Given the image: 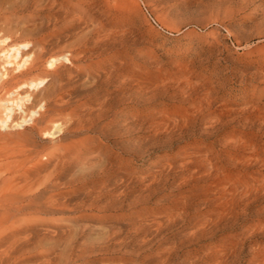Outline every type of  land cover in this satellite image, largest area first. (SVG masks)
<instances>
[{
	"label": "rangeland",
	"instance_id": "1",
	"mask_svg": "<svg viewBox=\"0 0 264 264\" xmlns=\"http://www.w3.org/2000/svg\"><path fill=\"white\" fill-rule=\"evenodd\" d=\"M0 264H264V0H0Z\"/></svg>",
	"mask_w": 264,
	"mask_h": 264
},
{
	"label": "bare ground",
	"instance_id": "2",
	"mask_svg": "<svg viewBox=\"0 0 264 264\" xmlns=\"http://www.w3.org/2000/svg\"><path fill=\"white\" fill-rule=\"evenodd\" d=\"M24 4V3H23ZM25 7H27V5L25 6ZM48 9V8H47ZM40 13V12H39ZM52 21V20H51ZM33 28V27H32ZM40 29V28H39ZM41 29H43L42 27H41ZM40 29V30H41ZM26 30V29H25ZM46 30V29H45ZM30 34H28V35H31L32 37H33V42L34 43H38V45H37V48L39 49V51L35 54V61H33L32 60V64H30V65H28V64H26V65H24V66H26V68L24 67V69L23 70H20L21 72H20V74H19V76L21 75V77H23L24 76V80L22 81V83H26L27 84V82H29L27 85H29L30 84V82H32V81H28L29 79L27 78L28 76H27V74L28 73H30L31 71H35V70H39V65L43 62V61H45V59L47 58V56H48V54H49V45H48V43H49V41H46V40H44V38L42 39V40H37V39H35V37H37V34L39 35V33L40 32H35V31H28ZM21 33H26L25 31L24 32H22L21 31ZM20 33V34H21ZM18 34V33H17ZM19 35V34H18ZM24 35V34H23ZM28 35H26V36H28ZM51 35H53V34H51ZM21 36H22V34H21ZM25 36V35H24ZM42 36V35H41ZM50 36V35H49ZM20 37V36H19ZM23 37V36H22ZM40 37V36H39ZM43 37H44V35H43ZM48 37V36H47ZM15 38H16V36H15ZM14 38V40H16ZM24 38H26V37H24ZM50 38H53V37H50ZM18 41V40H17ZM29 41V40H28ZM35 41H38V42H35ZM24 46L23 47H20V49H22V48H24L27 44H29V43H25L24 42ZM30 44H32V43H30ZM22 46V45H21ZM51 48V47H50ZM27 49V47L24 49V50H26ZM21 51V50H20ZM18 52V51H17ZM22 52H25V51H22ZM50 52H51V50H50ZM18 53H20V52H18ZM17 53V54H18ZM27 57V56H26ZM30 57V56H29ZM31 57H32V55H31ZM30 57V58H31ZM51 57V56H50ZM49 58V57H48ZM32 59V58H31ZM30 63H31V61H30ZM3 64V63H2ZM15 64V63H14ZM23 68V67H22ZM23 75V76H22ZM31 77V76H30ZM15 79V78H14ZM42 79V78H41ZM40 79V80H41ZM45 81V80H44ZM41 82V81H40ZM21 83V84H22ZM38 83V82H37ZM33 85H34V83H32ZM36 84V83H35ZM43 85V84H42ZM31 88V87H30ZM35 88V87H34ZM29 89V88H28ZM36 89V88H35ZM37 90H39L38 88H37ZM30 92V91H29ZM27 93V92H26ZM33 93V92H32ZM208 93V92H207ZM205 94V93H204ZM208 94H210V93H208ZM207 94V95H208ZM26 95V94H25ZM53 95V94H52ZM198 96V95H197ZM29 97V96H28ZM33 97V96H32ZM26 98V97H25ZM207 97H205V99H206ZM209 98V97H208ZM37 99V98H36ZM199 99V98H198ZM203 99V98H202ZM212 99V98H211ZM47 100V99H46ZM45 103V102H44ZM28 104H30V103H28ZM42 104V103H41ZM202 104V103H201ZM45 105H47V104H45ZM25 106H26V104H25ZM23 107V106H22ZM45 107V106H44ZM47 107V106H46ZM22 109V108H21ZM33 109V108H32ZM37 108H35V110H36ZM101 109V108H100ZM45 110V109H44ZM34 111V110H33ZM33 111H32V114H33ZM105 111H107V110H105ZM31 112V111H30ZM34 113H36V112H34ZM44 113V112H43ZM48 113V112H47ZM92 113V112H91ZM104 113L105 112H103V115H104ZM27 114H28V112H27ZM32 114H29V115H32ZM45 114V113H44ZM42 115V114H41ZM74 115H77V114H74ZM90 115V114H89ZM45 116V115H44ZM99 116V115H98ZM46 117V116H45ZM48 117V116H47ZM83 117V116H82ZM90 117V116H89ZM100 117V116H99ZM30 118V117H29ZM35 118V121H38V120H40V119H42V118H44V117H40V114L39 113H37V115L34 117ZM33 118V119H34ZM71 118V117H70ZM77 118V117H76ZM91 118V117H90ZM46 119V118H45ZM94 119V118H93ZM50 119H48V121H49ZM72 120H73V118H72ZM29 121V120H28ZM89 121V120H88ZM41 122V121H40ZM40 122H39V124H40ZM51 122H53V118H52V121ZM84 122V121H83ZM100 122V121H99ZM33 123V122H32ZM42 123V122H41ZM68 123V122H67ZM35 124V123H34ZM70 124V123H69ZM68 124V125H69ZM76 124H77V122H76ZM85 125H86V123H84ZM89 124H93V123H89ZM55 125V124H54ZM73 125V124H72ZM71 125V126H72ZM75 126V125H74ZM78 126V125H77ZM84 126V125H83ZM95 126V125H94ZM93 126V127H94ZM97 126V125H96ZM79 127V126H78ZM72 128V127H71ZM76 128V127H75ZM74 129V128H73ZM99 129V128H98ZM91 130V129H90ZM81 131V130H80ZM98 133V132H97ZM37 152H35V154H36ZM199 162V161H198ZM200 163V162H199ZM25 194V193H24ZM32 194V193H31ZM24 196V195H23ZM28 197V196H27ZM27 199V198H26ZM25 199H23V201H24ZM22 205V204H21ZM24 205V204H23ZM27 205V204H26ZM26 207V206H25ZM29 209V208H28ZM25 211V210H24ZM31 212V211H30ZM36 212V211H35Z\"/></svg>",
	"mask_w": 264,
	"mask_h": 264
}]
</instances>
